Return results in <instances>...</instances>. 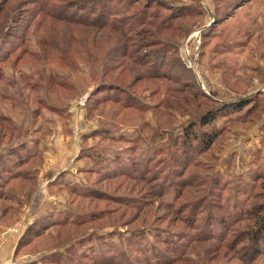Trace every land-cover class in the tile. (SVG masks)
I'll list each match as a JSON object with an SVG mask.
<instances>
[{
	"label": "rangeland",
	"instance_id": "obj_1",
	"mask_svg": "<svg viewBox=\"0 0 264 264\" xmlns=\"http://www.w3.org/2000/svg\"><path fill=\"white\" fill-rule=\"evenodd\" d=\"M235 1L149 0L157 16L171 14L169 5L196 15L174 29L148 27L162 42L140 47L117 22L112 31L67 23L32 0H0V147L19 139L34 141L35 153L41 141L64 148L49 172L72 165L76 183L72 193L54 182L66 202L45 218L49 228L40 224L16 247L12 264H264V0ZM124 49L133 54L123 66ZM246 97L254 105L200 123ZM82 128L96 130L84 138L91 154L73 158ZM214 130L221 135L201 150ZM10 174H0V248L59 200L40 187L27 203L37 179ZM54 216L68 222L53 225ZM254 236L263 241L251 260Z\"/></svg>",
	"mask_w": 264,
	"mask_h": 264
},
{
	"label": "trees",
	"instance_id": "obj_2",
	"mask_svg": "<svg viewBox=\"0 0 264 264\" xmlns=\"http://www.w3.org/2000/svg\"><path fill=\"white\" fill-rule=\"evenodd\" d=\"M51 1H56V0H32V3L37 7L39 13H41L44 16H47L49 18H54L57 20H61L67 23H76L78 25H84V26H91V27H97L99 29H109V30H115L117 28V25L115 22L118 24V32L121 35H127L131 34L130 40H133V38H137L136 36L141 37L139 40V46L146 47L149 46L155 42L154 39L158 38L161 40V38L158 37L157 32L155 30L151 31L147 29L148 27H151L153 29H156L158 31L162 29H174V25L178 21V19L185 18L188 16H195L196 13L190 8V6H183V7H178V9L175 11L173 6L169 5V10L171 11L169 15H158L155 13L149 12V6L150 4H147L149 0H60L62 3L58 6L56 5L57 3H52ZM145 1V4L142 6V3ZM195 5H201L202 0H194ZM235 7H238L240 3L236 0L233 2ZM148 5V6H147ZM1 9V7H0ZM203 14L202 11L197 12V15L201 16ZM116 19V20H115ZM153 19H157L156 23H151ZM163 27V28H162ZM146 28V29H145ZM153 32V33H152ZM153 40H151V38ZM162 42V40H161ZM180 41L174 43V50L176 51ZM136 45V43H135ZM171 50H170V49ZM167 49V50H166ZM166 49L163 52V55L166 51L168 54L172 50V47L170 45L166 46ZM115 51V50H114ZM117 52L119 51L116 50ZM115 51V52H116ZM158 50H155L152 52V54L156 53ZM0 52L2 50L0 49ZM133 53H130L128 49H124L121 51L120 56L123 59V62L121 65H125L127 55H130ZM148 55V54H147ZM142 56V55H141ZM145 56V55H144ZM165 56V55H164ZM150 58V56H147ZM155 57V56H154ZM151 59V58H150ZM164 61L167 60L165 57H163ZM140 65L146 66L145 68L149 66V62L144 61L143 59H135ZM141 60V61H140ZM156 65V62L154 63ZM129 67V65H128ZM161 69V68H160ZM152 77H158L157 75H153ZM103 89L108 93V92H113L114 87L111 85L109 86H102ZM103 91V90H102ZM193 92H195L193 88ZM198 93V92H196ZM194 93V94H196ZM199 95H205L204 93L200 92L198 93ZM108 95V94H107ZM108 98V97H107ZM255 97H246V98H240L238 100H232V101H227L225 103H222V107L218 108L216 111L214 110H209L200 119V123L203 125H210L214 121L217 120V117L221 115H226V112L228 110H232L233 112H239L243 110L249 103H253L254 105V100ZM43 99H41L42 101ZM101 100V99H100ZM99 101V99L97 100ZM227 105L229 108H227ZM191 132H190V131ZM188 130L189 136L192 135L194 141H198L199 137L197 138V134H195L194 130L190 128ZM227 132V131H226ZM223 131L222 133H226ZM96 133V131H95ZM221 135V132L219 131H211L210 134L205 133L202 140L200 139L201 145L200 149L203 151H207L208 149L211 148V146L216 142V139ZM223 135V134H222ZM195 138V139H194ZM194 143V142H193ZM84 152H86L88 155L91 154V152L88 151V148L85 147L83 149ZM23 158L22 156H20ZM19 160V159H18ZM12 174L14 173L13 168L11 169ZM112 173V172H110ZM2 175V173H0ZM8 174V173H6ZM10 174V175H12ZM1 177V176H0ZM72 191V190H71ZM75 191V190H73ZM73 193V192H72ZM102 195V193H100ZM49 217V216H47ZM38 218L35 220V222L29 226L25 232L24 235L19 240V243L17 246H20L22 242L25 241V237L29 233H33V235L38 234V232H42L43 230L47 229L50 227L45 221V218ZM57 216H54V220L52 221L53 225H58L56 224L57 222H60L59 224L67 223V218H62L58 219L56 218ZM48 219V218H47ZM264 216H262L261 220H259L260 223H264ZM67 221V222H65ZM51 223V224H52ZM42 224L43 225V230L39 231L38 226ZM51 225V227L53 226ZM258 234V233H257ZM253 241V245H255V251L254 254L251 258V260L255 259L257 255L260 253V246L262 244V239L263 237L261 236H254L253 238L250 237ZM19 248V247H18ZM17 249V248H16Z\"/></svg>",
	"mask_w": 264,
	"mask_h": 264
},
{
	"label": "crops",
	"instance_id": "obj_3",
	"mask_svg": "<svg viewBox=\"0 0 264 264\" xmlns=\"http://www.w3.org/2000/svg\"><path fill=\"white\" fill-rule=\"evenodd\" d=\"M204 1V0H203ZM66 112V111H65ZM69 113L70 110H69ZM89 128V127H88ZM87 128V129H88ZM102 128V127H101ZM106 129V128H102ZM82 128V132L80 133L79 137H74V141H77L76 146H78V149L73 152V158L77 157V155L80 154V151H83L84 149V138L95 134V131H91L90 133L85 132ZM31 135L28 137L24 138L29 139ZM82 139V143L78 142L79 140ZM26 143L23 144V142H19V139L16 141H12L9 144L2 145L0 147V173L3 174V176L6 173H10L11 169L13 168L14 173L11 175V177H20L24 179H37V184H36V191L32 190V193L30 194L28 199H25L27 203L29 202L31 205L33 204L34 197L37 193V191L43 189L46 195L51 194L52 192H55L53 189V184L54 182L57 184V187L60 189H63L64 191H69L71 190L68 186L69 185H74L75 176L73 175L74 173V168L71 166H65V167H59L56 172H49V162L50 160L53 159H58V154L60 151L64 152L63 149H59L55 144H52V146L49 145V147L46 145L48 144L47 142L41 141V143L38 145L36 144V147L38 151L36 153L34 152L35 150V143L34 141H27L25 140ZM66 144L65 146H67ZM48 149V150H47ZM22 156L23 158H21ZM40 158V159H39ZM19 159V160H18ZM36 159L38 162H40L39 166H36V163H32L33 160ZM59 164V163H58ZM80 173V171H79ZM83 173H80V175ZM82 176V175H81ZM35 177V178H34ZM84 178V176H82ZM53 189V190H52ZM56 190V189H55ZM72 192V191H71ZM55 196L61 197L57 192H55ZM11 196V195H10ZM14 199L19 200V196L14 194L13 195ZM64 199L57 200L53 204L50 202L46 203L43 205L42 212L46 214H42L39 218H44L47 216H50V213L54 212V208L56 206H59L62 204ZM66 201H64L65 203ZM24 203V202H23ZM18 205H21L20 203L16 204L15 207ZM10 210L13 211L12 207H8ZM53 208V210H52ZM52 210V211H51ZM58 213V211H56ZM9 213V212H8ZM6 226L3 225V222L0 221V229H4ZM1 230H0V235H1ZM20 240V234L18 235H9L5 238V244L0 248V264H12L13 261L16 260V247L19 243Z\"/></svg>",
	"mask_w": 264,
	"mask_h": 264
},
{
	"label": "built area",
	"instance_id": "obj_4",
	"mask_svg": "<svg viewBox=\"0 0 264 264\" xmlns=\"http://www.w3.org/2000/svg\"><path fill=\"white\" fill-rule=\"evenodd\" d=\"M84 101H85V100H84ZM83 104H84V102H83ZM28 215H29V216H31V214H30V213H29Z\"/></svg>",
	"mask_w": 264,
	"mask_h": 264
}]
</instances>
